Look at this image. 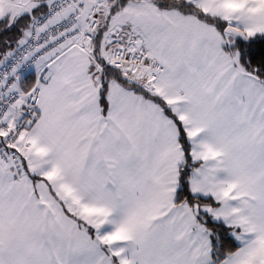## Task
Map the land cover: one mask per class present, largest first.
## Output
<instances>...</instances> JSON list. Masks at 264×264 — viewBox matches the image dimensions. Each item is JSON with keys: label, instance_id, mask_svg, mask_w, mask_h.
I'll return each mask as SVG.
<instances>
[{"label": "snow or ice", "instance_id": "snow-or-ice-1", "mask_svg": "<svg viewBox=\"0 0 264 264\" xmlns=\"http://www.w3.org/2000/svg\"><path fill=\"white\" fill-rule=\"evenodd\" d=\"M0 264H264V0H0Z\"/></svg>", "mask_w": 264, "mask_h": 264}]
</instances>
